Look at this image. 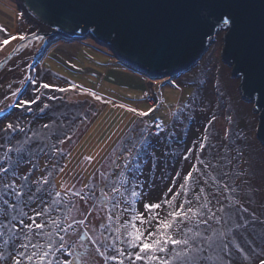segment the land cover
Listing matches in <instances>:
<instances>
[{
    "label": "rangeland",
    "instance_id": "374dc122",
    "mask_svg": "<svg viewBox=\"0 0 264 264\" xmlns=\"http://www.w3.org/2000/svg\"><path fill=\"white\" fill-rule=\"evenodd\" d=\"M0 28H5L8 36H26L36 27L30 25L18 0H0ZM224 33L225 29L216 33L215 39L187 71L160 78H152L131 69L109 47L98 45L90 37L71 41L62 36H52L43 49L40 39H31L20 45L14 57L0 70V108L4 109L0 119L11 114L8 120L0 123V130L4 123L19 121L28 136L36 133L41 137L34 141V149L38 145L47 148L54 143L63 150L64 156L58 163L60 166L66 165L65 172L54 173L53 179L59 190V184L63 183L61 177L66 180L70 173H75L80 179L77 187H80L86 183L95 166L91 175L95 173V177L89 182L99 188L103 183L100 172L111 175L123 167V148L128 142L127 134L131 128L162 124L161 130L151 129L153 135L148 138L151 143L147 149L149 155L141 162L144 175L140 180L144 186L137 189L144 193V200L139 205L141 211L144 202H157L163 196L175 172L184 174L191 165H195L198 169L195 175L199 176L200 171L205 170L204 162L212 160L210 174L220 177L227 170L221 167L226 161L220 158L231 156L245 170V175L240 177L236 193L224 191L223 194L229 199L238 198L241 206L248 209L244 215L249 220L257 221L238 233V237L245 251H250V244L259 254L264 247V224L260 223L264 221V145L256 135L258 112L253 107V100L241 96L239 77L231 75V67L222 59ZM4 38L7 37L0 32V43ZM55 42L57 45L51 48ZM17 43L10 41L4 46L0 51V60ZM104 47L114 54L116 62L110 60ZM94 48L99 49V52ZM32 78L38 83L65 87L69 91L59 92L51 88L37 91L38 85L29 82ZM16 89H20V94L13 98L12 92ZM92 93L101 99H95ZM146 93L148 95L145 98ZM36 96L40 99L30 110L7 107L17 98ZM49 96L54 99H48ZM122 104L126 107H119ZM127 107L145 111L154 107L157 111L153 116L143 118L142 124L139 123L141 118L127 112ZM134 121H137L135 125ZM44 125L49 127L45 128ZM145 130L148 131L147 128ZM133 135L139 139L138 132ZM4 136L5 133L0 131V138ZM21 136L19 140L23 139V134ZM60 140H64V143L60 144ZM200 143L205 145L204 149H200ZM2 154L3 150L0 149ZM85 156H93V162L88 164L84 160ZM113 160L115 165L112 164ZM32 163L37 166V176L44 169L52 170L48 156L39 151L31 158V163L26 154L22 168L27 170ZM205 179L207 176L201 177V185ZM224 179L231 185L236 177ZM172 186L179 189L178 184ZM102 200L103 195L99 194L96 201H89L88 204L80 202L79 206L85 211L93 204L96 210L89 217L91 223H86V229L81 230L79 243L89 244L88 236L83 235L84 231L92 236L100 231L99 217L104 215L99 208ZM224 202L228 203V200ZM231 223L214 224L213 227L226 230ZM73 239L75 242L76 238ZM88 256L98 259L94 248L88 252ZM252 259L258 264L257 256Z\"/></svg>",
    "mask_w": 264,
    "mask_h": 264
},
{
    "label": "snow or ice",
    "instance_id": "6c2138e0",
    "mask_svg": "<svg viewBox=\"0 0 264 264\" xmlns=\"http://www.w3.org/2000/svg\"><path fill=\"white\" fill-rule=\"evenodd\" d=\"M222 6L239 11V20L243 23L244 0H227ZM237 20L236 12L226 11L216 17V24H223L231 30ZM0 32L7 37L2 39L0 51L10 41L23 44L28 38L23 34L8 36L5 28H0ZM29 82L38 85L37 91L50 88L59 92L69 91L65 87L38 83L35 78ZM18 94L20 89L13 91L12 97L16 98ZM91 95L101 99L94 93ZM39 99V96L17 98L7 107L27 111ZM48 99L54 97L49 96ZM144 102L147 103V99ZM119 107L126 106L122 104ZM126 110L141 118L139 123L142 124L143 118L151 117L157 111L154 107L146 111L137 107H127ZM3 112L4 109L0 108V113ZM9 116L10 113L3 116L0 123L8 120ZM136 123L134 121L133 125ZM153 127L163 129L162 124L131 128L123 148V167L111 175L100 172L103 183L99 188L91 182L77 187L80 179L75 173H70L66 180L61 177L63 183L57 190V185L53 183L54 173H64L66 169V165L58 163L64 156L63 150L54 143L47 148L38 145L34 149V141L41 139L38 134L28 136L19 121L4 123L0 130L5 133L0 138V149L3 150L0 155V264H256L253 256L258 257V264H264V259L259 258L264 257V247L257 254L249 244L250 251H245L238 237V233L257 221L244 215L248 209L241 206L238 198L229 199L223 194L224 191L236 193L240 177L245 175V170L231 156L220 158L226 161L221 167L227 168L220 177L210 174L212 160L204 162L205 170L200 171L199 176L195 175L198 171L195 165H191L184 174L175 172L163 196L157 202H144L143 210L139 209L144 200V193L137 190L144 186L140 180L144 175L141 162L149 155L147 149L151 143L148 138L153 135ZM137 132L139 139L133 135ZM21 134L23 139L18 140ZM68 139L71 140V137ZM204 139L207 140V137ZM59 143L63 144L64 140ZM199 147L204 149L205 145L200 143ZM37 151L47 155L52 163V170L44 169L39 176L35 174L37 166L34 163L27 170L22 168L26 154L31 163ZM84 160L91 164L94 157L85 156ZM112 164L115 165V160ZM204 176L207 179L201 185V177ZM232 176L236 179L230 185L224 178ZM94 177L95 173L90 181ZM172 184H178L179 189L176 190ZM99 194L103 195L99 208L104 213L99 217L100 231L96 236L84 231L89 244L79 243L81 230L86 229V223H91L89 217L96 210L94 204L87 211L79 204L96 201ZM230 222L231 226L226 230L213 227L214 224L228 225ZM260 223L264 224V221ZM92 230L96 231V228ZM92 248L98 259L88 256Z\"/></svg>",
    "mask_w": 264,
    "mask_h": 264
},
{
    "label": "water",
    "instance_id": "95a60500",
    "mask_svg": "<svg viewBox=\"0 0 264 264\" xmlns=\"http://www.w3.org/2000/svg\"><path fill=\"white\" fill-rule=\"evenodd\" d=\"M36 28L24 42L40 39L42 49L52 36L90 37L109 47L131 69L152 78L187 71L215 39L223 35L222 59L239 77V90L258 112L256 135L264 145V0H244L240 12L227 0H18ZM103 5V6H102ZM238 15L231 30L216 24L221 12ZM21 43L0 60V70Z\"/></svg>",
    "mask_w": 264,
    "mask_h": 264
},
{
    "label": "crops",
    "instance_id": "0c3cea01",
    "mask_svg": "<svg viewBox=\"0 0 264 264\" xmlns=\"http://www.w3.org/2000/svg\"><path fill=\"white\" fill-rule=\"evenodd\" d=\"M57 45V42H55V43H53L52 44V46H50L51 48H53V47H55ZM101 48H103V47H101ZM96 51H98L99 52V49H97V48H94ZM104 49H106L107 51V53H108V57L110 58V60H113V62H116V60L114 59V54L109 50V49H107V48H105L104 47ZM115 64H117V63H115Z\"/></svg>",
    "mask_w": 264,
    "mask_h": 264
},
{
    "label": "trees",
    "instance_id": "16d2710c",
    "mask_svg": "<svg viewBox=\"0 0 264 264\" xmlns=\"http://www.w3.org/2000/svg\"><path fill=\"white\" fill-rule=\"evenodd\" d=\"M20 136H21V135L18 136V138H17L18 140H19V137H20ZM21 137H22V136H21ZM21 137H20V138H21ZM120 141H121V139H120L118 142H120ZM13 143H15V142H13ZM95 168H96V166H95ZM95 168H93L94 170L90 173V175L88 176L86 182H89L92 173L95 171ZM69 258H70V257H69Z\"/></svg>",
    "mask_w": 264,
    "mask_h": 264
}]
</instances>
